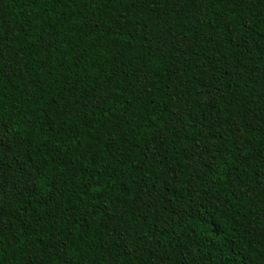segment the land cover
<instances>
[{"label":"trees","instance_id":"1","mask_svg":"<svg viewBox=\"0 0 264 264\" xmlns=\"http://www.w3.org/2000/svg\"><path fill=\"white\" fill-rule=\"evenodd\" d=\"M0 264H264V0H0Z\"/></svg>","mask_w":264,"mask_h":264}]
</instances>
